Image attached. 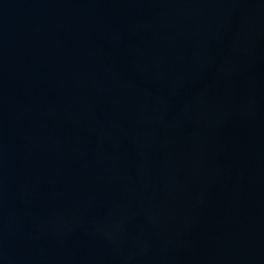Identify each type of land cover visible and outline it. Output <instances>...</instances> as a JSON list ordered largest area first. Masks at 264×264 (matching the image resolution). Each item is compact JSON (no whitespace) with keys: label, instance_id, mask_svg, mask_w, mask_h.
<instances>
[{"label":"water","instance_id":"obj_1","mask_svg":"<svg viewBox=\"0 0 264 264\" xmlns=\"http://www.w3.org/2000/svg\"><path fill=\"white\" fill-rule=\"evenodd\" d=\"M0 264H264V0H0Z\"/></svg>","mask_w":264,"mask_h":264}]
</instances>
